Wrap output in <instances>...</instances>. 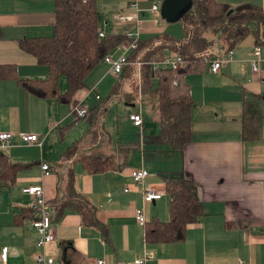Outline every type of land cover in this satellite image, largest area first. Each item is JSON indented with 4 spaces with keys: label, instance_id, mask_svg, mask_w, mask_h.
I'll return each instance as SVG.
<instances>
[{
    "label": "crops",
    "instance_id": "crops-1",
    "mask_svg": "<svg viewBox=\"0 0 264 264\" xmlns=\"http://www.w3.org/2000/svg\"><path fill=\"white\" fill-rule=\"evenodd\" d=\"M218 1L231 6L251 3L264 11V0ZM132 3L141 7L139 24L135 21L136 11ZM148 3L150 0L118 2V6L122 7L110 12L115 15L122 12L128 20L126 23L119 22L120 26H113L112 29L111 24L109 26L105 21L107 29L103 28L104 31L127 33V30L136 28V31L138 27L140 39L161 34V26L149 20L148 15L152 18L153 14L149 11L150 6L146 9ZM53 19L54 0H0V66H11L4 69L7 76H0V129L12 134L10 145L0 147V157L6 156L9 161L21 165L14 181L0 180V249L8 248L7 264H33L34 255L38 252L53 257L55 264H96L99 259L104 264H132L134 259L148 255L151 258L146 264H264L262 25L259 28L263 34L261 40L258 42L256 34L246 37L233 49L231 60H223L227 52L224 42L218 38L211 58L222 59L220 69L211 72L206 62L203 72L195 74L199 77V95H192V139L181 153L173 151L169 145L157 143L158 115L152 111L151 120L158 128L149 130L144 117L140 129L129 120L131 124L126 127L124 137H120L121 128L117 127L115 142L110 137L102 146L96 144L95 148L100 152L77 154L90 129L89 123H83L85 126L78 123L68 103L55 98L36 97L18 81L48 76L47 67L22 50L20 41L51 35ZM256 44L261 47V60L258 70L253 71L251 59ZM117 50L120 54L118 46L110 54L116 55ZM106 72L113 76L104 70L102 78L106 77ZM59 88L61 91L66 88L64 77L60 78ZM84 92L83 89L76 94L78 103L83 100ZM129 92L135 93L124 91L123 101ZM251 93L261 95V133L256 140L243 141L242 101ZM133 101L130 104H136L137 101ZM101 104L102 109L107 106L106 101ZM90 118L89 114L85 120L89 122ZM20 131L37 134L41 145L22 143L17 135ZM93 132L98 137L96 131ZM76 141L79 142L75 148L63 155ZM86 154L111 156L116 168L88 174L76 162L78 157ZM43 162L49 165L47 175L41 169ZM140 168L147 170L149 175L145 182L135 184L130 174ZM70 169L73 171L74 191L94 207L96 217L106 226L107 233L105 235L100 227L83 223L75 209H66L58 218L53 210L55 240L38 249L31 220L38 218L39 214L33 197L23 190L42 185L45 199L51 205L55 198L74 201L67 193ZM169 174L185 175L195 183L206 214L187 226L183 241L148 244L144 241L143 225L135 220V210L143 209L146 220L153 217L168 219V197L163 175ZM146 185L162 192L161 198L144 203L143 186ZM126 187L129 192L123 191ZM23 209L32 211L31 218L16 224L15 215Z\"/></svg>",
    "mask_w": 264,
    "mask_h": 264
},
{
    "label": "trees",
    "instance_id": "trees-1",
    "mask_svg": "<svg viewBox=\"0 0 264 264\" xmlns=\"http://www.w3.org/2000/svg\"><path fill=\"white\" fill-rule=\"evenodd\" d=\"M101 13L96 0H54L53 33L51 35L28 37L20 41V47L31 54L39 64L48 69L44 79H18L19 83L32 95L55 98L59 102L75 107L79 100L76 94L85 88V79L92 69L102 62L105 55L112 52L125 40V33H107L99 37L102 30ZM179 20L183 24L184 38L175 41L167 35H155L141 40L127 57L129 64L137 58L142 64L138 83L133 93L125 96V104L136 100L147 104L158 115L159 136L157 143L169 145L181 153L192 139L191 120L194 101L186 76L202 72L206 68L205 55L212 57L210 47L215 38L225 44V52L235 49L246 37L256 34L260 39L259 28L264 24V11L261 7L242 3L231 6L218 0H192L189 8ZM251 23V24H250ZM104 30V29H103ZM263 35V34H262ZM264 36V35H263ZM167 52L179 54L184 65L178 69L154 71L150 61L161 58ZM0 66V76H7ZM125 70V69H124ZM124 72V71H123ZM122 72V73H123ZM121 73V74H122ZM64 77L66 88H59L60 78ZM119 92L118 81L112 86L109 96ZM261 95L249 94L244 97L241 138L252 141L261 133ZM79 141L66 150L70 153ZM88 174L114 170L116 163L111 156L86 154L76 160ZM21 165L13 163L6 156L0 157V180L11 182ZM165 193L168 197L167 220L153 217L146 220L144 241L148 244H163L183 241L187 226L197 222L205 214L204 205L198 194V187L185 175H163ZM73 171L69 170L67 193L74 201L54 199L52 206L58 218L66 209H75L85 224L100 227L106 235L107 228L99 222L94 207L73 189ZM31 210L23 209L15 215V223L21 224L31 218Z\"/></svg>",
    "mask_w": 264,
    "mask_h": 264
},
{
    "label": "built area",
    "instance_id": "built-area-1",
    "mask_svg": "<svg viewBox=\"0 0 264 264\" xmlns=\"http://www.w3.org/2000/svg\"><path fill=\"white\" fill-rule=\"evenodd\" d=\"M163 0H152L151 7L149 11L153 14V17L150 19L155 25H158L160 15V5ZM136 11V16H134L135 21L139 24L141 21L138 18L139 8L136 3L131 4ZM117 20L120 23H125L128 20V16L124 13H117ZM264 29V24L262 25ZM124 42L120 43L118 47L121 52L117 58L107 54L104 56L103 61L109 64V72L116 78L121 75L125 66L129 64L127 57L128 54L137 47L138 42L140 41V32L128 31L125 33ZM264 34V33H263ZM99 37L104 36V30L98 32ZM260 50L261 47L259 44H256L253 47L252 54L253 58L251 59V67L253 71L258 70V62H260ZM233 56V50H229L224 56L223 60H231ZM203 60L208 63L209 70L211 72H216L220 69L222 59H213L207 55L203 57ZM136 64L141 65L142 62L138 61ZM150 66L154 71L159 69H178L184 65L183 58L175 52H167L161 58L150 61ZM92 92V90L90 91ZM95 98L100 100L101 98L98 95H95ZM79 105V104H78ZM76 105L71 109L76 120L87 119L89 112L86 108H81ZM129 120L132 122L133 126L140 129L142 126V115L141 111L133 112L129 115ZM21 142L24 144H36L41 145L42 141L35 133L20 131L17 133ZM12 134L9 131H3L0 129V147H7L10 145ZM41 169L44 175L49 174V165L48 163L43 162L41 164ZM131 178L135 184H141L145 182V178L149 175L148 171L140 168L134 169L131 171ZM26 194L33 197L34 206L38 211L39 217L31 220V226L36 232V247L38 249H43L46 245L52 243L55 240V224L52 220L53 206L45 199L42 185H33L25 188L23 190ZM124 192H129V188L126 187L123 190ZM162 196V192L153 188L151 185L143 186V202L151 203L156 200H159ZM135 220L139 225H144L146 221V215L143 209L137 208L135 210ZM151 258V255L142 256L134 259L132 264H146V262ZM33 264H55L53 257L49 256L47 253L38 252L34 255ZM8 261V248L2 247L0 249V264H7ZM96 264H104L102 259L96 261Z\"/></svg>",
    "mask_w": 264,
    "mask_h": 264
},
{
    "label": "rangeland",
    "instance_id": "rangeland-1",
    "mask_svg": "<svg viewBox=\"0 0 264 264\" xmlns=\"http://www.w3.org/2000/svg\"><path fill=\"white\" fill-rule=\"evenodd\" d=\"M123 1H135V0H96L97 2V8L101 13L100 16V24L102 28H106L105 21L109 23V26L111 24V29L113 26L115 28L119 27V21L117 20V16L114 13H111L110 11H113L114 9H120L122 6H118V2ZM138 5V4H137ZM148 6L151 7V0L150 3L146 5V9ZM138 8L140 10L141 7ZM150 9V8H149ZM150 20V15H148ZM158 26H161L160 28V35H167L171 37L175 41H179L184 38V28L183 24L180 20H177L175 22H168L164 20L162 17L159 18ZM126 23V22H125ZM154 24V23H153ZM251 24V23H250ZM157 26V25H156ZM122 28H126L125 26H121ZM136 29V28H135ZM135 29H130L127 31H135ZM53 33V32H52ZM155 36V35H154ZM262 37V34H260ZM143 37V36H142ZM260 37V38H261ZM145 38V37H144ZM144 38H141V40H145ZM218 42V38H215L213 40V45L210 47L211 53L213 51H216V45ZM119 48V47H118ZM117 54H111L114 58H117L119 55V51H115ZM143 50L137 53L136 58L134 61L125 68L124 72L117 77L116 79L111 76L108 72H106V77L102 78V73L104 70L109 71V64L105 63L104 61L97 64L93 71H91L86 79H85V85L86 88H84V98L83 100L78 103V107L86 108L91 116L89 119L90 121L87 122V120H78V123H84L88 124L90 126L89 131L87 132L86 136L84 137L85 141L82 143L81 147L79 148L77 154H80L82 152H93L98 153L101 150L96 149V144L102 146L104 142H106L110 137L112 139V142L116 141V129L117 127L120 130V137H124V131L126 130V127L131 124L129 122V115L133 112L141 111L142 118L146 119V122H148L149 130H153V127H157L158 125H155L153 121L151 120L152 110H146L148 108L147 104H142L140 102H136V104H129L126 105L125 102L122 100V93L124 91H134L137 83H138V77H139V69L141 65L136 64L138 62L137 58L142 54ZM203 72V71H202ZM200 74L201 72H197ZM196 73L189 74L194 78H191V76L187 75V83L190 85L191 89V96L197 97L198 87H199V77L198 75H195ZM118 81L119 86V92L112 95L111 97H108V93L111 89V87L114 85L115 81ZM194 88L192 89V87ZM94 89V93H91L90 91ZM83 90H81L82 92ZM94 94L99 95L101 98L100 101H97L94 97ZM128 93H126L127 95ZM192 96V98H193ZM107 103V106L102 109L101 102ZM135 102L130 99L128 103ZM144 109V110H143ZM101 110V111H100ZM83 124V126H85ZM146 126V125H145ZM98 134V137L94 135V132ZM136 136V134H134ZM98 138L97 142L95 143V140Z\"/></svg>",
    "mask_w": 264,
    "mask_h": 264
},
{
    "label": "water",
    "instance_id": "water-1",
    "mask_svg": "<svg viewBox=\"0 0 264 264\" xmlns=\"http://www.w3.org/2000/svg\"><path fill=\"white\" fill-rule=\"evenodd\" d=\"M192 0H163L160 5V15L168 22L179 20L189 8Z\"/></svg>",
    "mask_w": 264,
    "mask_h": 264
}]
</instances>
